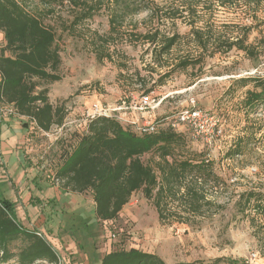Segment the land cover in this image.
<instances>
[{"label": "rangeland", "instance_id": "rangeland-1", "mask_svg": "<svg viewBox=\"0 0 264 264\" xmlns=\"http://www.w3.org/2000/svg\"><path fill=\"white\" fill-rule=\"evenodd\" d=\"M21 2L31 11L45 6L44 0ZM50 2L55 13L45 19L46 22L72 20V7L67 0L64 4L62 0ZM142 2L149 7L129 16L110 39L107 48L112 58L99 61L95 53L97 44L102 41L99 36L111 33L107 7L70 31L62 32L58 28L57 43L62 55L63 77L57 82H42V85L50 87L54 105L63 104L66 107L65 120H81L82 114L95 101L111 107L125 103L127 113H130L135 99L151 86V95L155 100L152 113L158 120L171 117L184 108L197 107L207 111L213 118L208 121L211 133L207 139L194 136L187 127L178 131L186 134L193 150L205 151L215 162V170L221 180L218 184L212 180L206 185L207 200H211L212 204L204 207V215L182 213L184 218L192 221L188 223L179 222L176 219L179 216H172L173 223H162L152 201L142 191L135 193L131 201L138 204L136 208L141 213L131 216L129 223L124 219L118 222L114 231L119 236L113 244L127 248L139 246L145 238L150 241L147 247H153L168 264L175 261L264 264V215L252 207L240 212L235 206L243 192L264 191V111L252 114L250 118L245 117L240 102L251 85L240 87L234 82L240 77L264 75V2L257 8V17H253L254 9L247 10L240 4L223 7L215 0ZM190 4L195 6L193 13L189 11ZM174 12L179 17L172 19ZM193 19L198 20V27L210 28L214 36L223 38L237 36L242 25L251 26L248 42L260 46L261 55L251 58L244 51L234 48L213 55H209L208 51L205 56H192L200 51L191 33L189 21ZM155 28H160L168 36L174 32L182 35L178 45L167 55L154 56V46L132 37L133 32L144 34ZM186 58H199L201 62L180 69L179 63ZM161 80L162 84H155ZM134 117L144 118L141 112H136ZM168 121L163 123V127ZM259 126L262 131L257 129ZM76 129L63 127L61 135L46 149L50 160L58 158L75 143ZM53 130V134L60 132L56 126ZM240 136H246L243 153L229 155L230 148ZM47 141L49 146L51 141ZM151 156L144 155L143 159L149 160ZM27 228L40 231L59 255L57 263L41 260L34 264L74 263L72 255L63 254L59 241L50 231L38 229L32 224ZM24 244L25 241L19 239L12 244V249L17 251ZM6 264H17L16 259Z\"/></svg>", "mask_w": 264, "mask_h": 264}, {"label": "trees", "instance_id": "trees-1", "mask_svg": "<svg viewBox=\"0 0 264 264\" xmlns=\"http://www.w3.org/2000/svg\"><path fill=\"white\" fill-rule=\"evenodd\" d=\"M67 1L72 7V20L48 23L45 19L55 13L50 0H44V8L33 11L26 8L21 0H0V32L6 40L0 48V96L19 115L31 120L43 131H49L54 125L62 126L67 114L63 104L54 105L51 101L50 87L42 85V82H57L63 77L62 55L57 43L58 28L62 32L70 31L107 7L111 33L99 36L102 41L95 48L101 61L112 58L108 49L110 39L127 18L149 7L142 0ZM215 1L223 7L240 4L247 10L254 9L253 17H257V8L264 2ZM189 6L190 12L196 11L195 6ZM174 13L172 19L179 17ZM197 22V19L189 21L193 41L200 49L192 56H205L208 51L209 55H213L234 48L244 51L251 58L261 55L260 46L248 42L251 26L242 25L237 36L223 38L214 36L210 28L198 27ZM132 37L154 46V56H164L178 45L182 35L174 32L168 36L160 28H155L144 34L133 32ZM200 62L199 58H186L181 60L179 68L185 69ZM234 82L240 87L251 85L240 102L245 117L250 118L252 114L264 111V75L240 77ZM152 90L153 86L143 94ZM159 121L161 126L158 131L139 133L132 125L115 117L97 116L91 119L76 129L75 143L61 154L57 167L53 169L54 179L72 191H90L95 200V214L103 223L118 222L125 205L139 191L152 201L162 223H173L172 216H179L176 218L179 222H192L182 213L204 215V207L212 204L211 200H207L206 185L212 180L218 184L221 178L215 170V162L205 151L193 150L184 132L168 124L163 127L167 117ZM257 129L262 131L261 126ZM245 140L246 136H240L230 148L229 155L242 154ZM147 154L152 156L144 160L143 156ZM235 206L240 212L252 207L264 215V191L243 192ZM19 239L25 244L15 251L12 244ZM110 249L100 264H168L159 254L138 247ZM58 258V252L47 237L40 235L38 230L24 227L18 219L15 203L0 195V264H6L11 259H16L17 264H34L41 260L57 263ZM232 263L237 264L235 261ZM172 264H198V261H175Z\"/></svg>", "mask_w": 264, "mask_h": 264}, {"label": "crops", "instance_id": "crops-1", "mask_svg": "<svg viewBox=\"0 0 264 264\" xmlns=\"http://www.w3.org/2000/svg\"><path fill=\"white\" fill-rule=\"evenodd\" d=\"M5 43L0 32V48ZM135 114L130 112L132 116ZM75 121L67 118L64 126L78 128ZM55 126L60 131L57 134L51 133ZM62 129L54 125L46 134L24 116L0 113V195L15 203L18 219L24 227L32 224L50 231L59 241L63 254L72 255L74 263L70 264H100L110 248L118 247L108 239L106 224L95 214L94 196L90 191L81 193L63 187L53 175L61 154L51 160L50 155H46V149L54 144ZM47 140L51 141L49 146ZM137 205L132 201L125 205L119 221L124 219L129 223L131 216L140 215ZM148 244L150 241L143 238L141 245L130 247L159 253L147 247Z\"/></svg>", "mask_w": 264, "mask_h": 264}, {"label": "built area", "instance_id": "built-area-1", "mask_svg": "<svg viewBox=\"0 0 264 264\" xmlns=\"http://www.w3.org/2000/svg\"><path fill=\"white\" fill-rule=\"evenodd\" d=\"M153 99L151 92L149 94H140L134 101L131 106V112H141L143 119L136 118L130 113H127L128 106L125 103H121L114 107L111 106H104L102 103L95 101L91 104V106L82 114L81 120L76 119L75 124L78 125V128L83 127L87 124L88 121L97 117V116H110L115 117L121 120L124 123L132 125L135 130L139 133H151L156 132L159 130L161 126V122L153 116L154 114L152 111L154 110L155 106L153 105ZM160 101L158 102V104ZM0 113L4 116H10L13 114H18L14 107L5 102L4 99L0 96ZM128 114V116L126 115ZM19 115V114H18ZM125 115V116H124ZM168 125H170L175 130H181L182 128H189L193 131L194 136L196 137H205L206 139L209 137L211 133V127L208 124V121H211L210 113L207 111L197 108V107H190L184 108L181 111L177 112L173 116L167 117ZM201 126V127H200ZM207 126V127H206ZM64 127V124L61 128ZM43 131V130H42ZM46 134L48 132L43 131ZM106 224V228H108V239L111 243L118 238V233L114 231V227L117 226V222L114 223L112 221L104 222ZM40 235L41 232L38 231Z\"/></svg>", "mask_w": 264, "mask_h": 264}]
</instances>
